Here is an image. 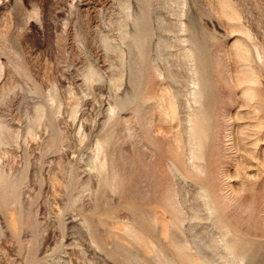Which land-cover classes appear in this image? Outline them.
<instances>
[{
  "label": "rangeland",
  "instance_id": "1",
  "mask_svg": "<svg viewBox=\"0 0 264 264\" xmlns=\"http://www.w3.org/2000/svg\"><path fill=\"white\" fill-rule=\"evenodd\" d=\"M0 125V264H264V0H0Z\"/></svg>",
  "mask_w": 264,
  "mask_h": 264
},
{
  "label": "bare ground",
  "instance_id": "2",
  "mask_svg": "<svg viewBox=\"0 0 264 264\" xmlns=\"http://www.w3.org/2000/svg\"><path fill=\"white\" fill-rule=\"evenodd\" d=\"M126 7V6H125ZM125 10V9H124ZM127 13H128V11H127ZM126 13V14H127ZM139 20V19H138ZM137 30V29H136ZM124 31V30H123ZM127 33V32H126ZM131 34V33H130ZM135 35V34H134ZM134 37V36H133ZM131 38V37H130ZM104 42L105 43H108V37H105L104 38ZM90 70V69H89ZM91 71V70H90ZM95 72V71H94ZM90 74V73H89ZM89 74H87V75H89ZM92 74V73H91ZM90 74V75H91ZM97 76V75H96ZM192 82H193V80H192ZM198 81H195L194 80V84H196V88H192V90L190 91V92H192L193 93V95H194V101H197V99H198V96H199V93H200V90H199V87L197 86L198 85ZM190 87H192L191 85H190ZM191 89V88H190ZM189 89V90H190ZM202 92V91H201ZM190 95H191V93H190ZM202 97V96H201ZM200 97V98H201ZM193 98V97H192ZM193 101V100H192ZM199 101V100H198ZM194 103H197V102H194ZM198 104V103H197ZM198 107V106H197ZM192 109V108H191ZM193 112V111H192ZM200 112V111H199ZM190 116V115H189ZM190 117H193L192 115L190 116ZM198 118H196V120H197ZM194 120V119H193ZM197 123V122H196ZM194 125V124H193ZM1 126V125H0ZM189 126V125H188ZM195 126V125H194ZM197 126V125H196ZM195 126V127H196ZM190 127V126H189ZM188 127V128H189ZM198 127V126H197ZM191 129V128H190ZM190 129H188V130H190ZM189 133H191V132H189ZM192 134V133H191ZM192 136V135H191ZM197 138V137H196ZM192 139V138H191ZM0 140H1V138H0ZM200 141V140H199ZM199 141H196V142H199ZM193 143V142H192ZM193 145V144H192ZM194 146V145H193ZM100 146H97V148L96 149H98ZM195 147V146H194ZM192 149H193V147H192ZM192 149H190V150H192ZM195 149V148H194ZM199 149V148H198ZM97 151V150H96ZM199 152V151H198ZM192 153V157L194 158V156H195V158L197 157H199L198 159H200V156H199V154L201 153V152H199V154L197 155V153H194L193 151L191 152ZM190 155V154H189ZM201 155V154H200ZM191 156V155H190ZM189 156V157H190ZM94 158H98V151H97V154L95 153V155H94ZM191 158V157H190ZM190 158H189V160H190ZM192 158V159H193ZM193 161V160H192ZM201 161V160H200ZM101 162V161H100ZM195 162V161H194ZM102 163V162H101ZM191 163V162H190ZM196 163H198V165H200L199 164V161H196ZM196 163H194V164H196ZM101 166H102V164H101ZM191 166V165H190ZM193 166V165H192ZM194 166H196V165H194ZM103 167H105V166H103ZM202 167V166H201ZM101 168V167H100ZM193 168V167H192ZM171 169H172V167H171ZM172 170H174V169H172ZM171 170V171H172ZM112 179V178H111ZM107 180H109V179H107ZM114 180V179H113ZM9 181V180H8ZM110 181V180H109ZM107 182V181H106ZM107 184V183H106ZM2 185V184H1ZM11 189L10 190H12V188H13V184H10V185H8ZM112 186V185H111ZM4 189V188H3ZM14 189V188H13ZM9 190V191H10ZM8 191V190H7ZM14 191V190H13ZM202 192V191H201ZM13 193V192H12ZM201 195V194H200ZM205 195V194H204ZM207 196H208V194H207ZM15 197V196H14ZM170 197H173V196H170ZM203 197V196H202ZM205 198V197H204ZM172 199H174V198H172ZM6 200V199H5ZM206 200V199H205ZM17 201V200H16ZM213 200H211V202H212ZM174 203V202H173ZM209 204V203H208ZM210 204H212V203H210ZM214 204V203H213ZM212 204V205H213ZM216 206H215V204H214V208H215ZM213 209V208H212ZM211 210V209H210ZM215 210H216V208H215ZM215 210L214 211H212L211 213L213 214L214 212H215ZM196 212H194V214H195ZM193 214V215H194ZM198 214V213H197ZM209 214H210V212H209ZM217 216V215H216ZM176 217H178V216H176ZM182 217V216H181ZM194 217V219H195V215L193 216ZM201 217V216H200ZM151 218H153V217H151ZM185 218V217H184ZM204 218V217H203ZM217 218H218V216H217ZM149 219V218H148ZM154 219V218H153ZM182 219V218H181ZM199 219H201V218H199ZM152 220V219H151ZM190 220V219H189ZM213 220V222H214V219H212ZM217 220V219H216ZM153 221V220H152ZM154 221H155V219H154ZM178 221V220H177ZM176 221V222H177ZM182 221V220H181ZM184 221V220H183ZM188 221V220H187ZM191 221V220H190ZM193 222H195V221H192V223L191 224H193ZM217 221H215L214 223H216ZM221 222V221H220ZM217 225H218V222L216 223ZM215 224V225H216ZM131 227V226H130ZM136 226H134V228H135ZM220 227H222L223 228V226H221L220 225ZM219 226H217V228H220ZM133 228V227H132ZM224 228H227V227H224ZM222 230V229H221ZM133 231V230H132ZM137 231V230H136ZM135 231V232H136ZM225 231L226 232H223V231H221V236L219 237V240H220V242L221 243H219V245L220 244H222L221 245V247L223 246V248H224V252H226V255H228L230 258L229 259H232V258H234L235 257V255L236 256H238V257H236V259H237V264H238V261L240 262L242 259H246V257H247V253H249V251L247 252V248H246V251L244 250L245 249V244H244V242L243 241H241V238H239V239H237V235H236V237H234L233 235H231L230 234V231H228V230H226L225 229ZM130 233V232H129ZM216 236V235H215ZM133 237H136V236H134L133 235ZM214 237V236H213ZM144 238V237H143ZM196 238V237H195ZM140 239V238H139ZM200 239V238H199ZM213 239H216V238H213ZM198 240V239H197ZM209 240V239H208ZM239 240V243L240 242H243L242 244H244V245H242V246H244V248L241 246V248L239 249L237 246H239V244L237 245V241ZM177 241V240H176ZM183 241V240H182ZM140 242H142V241H140ZM150 242V241H149ZM169 242L171 243V241L169 240ZM197 242H199V240L197 241ZM185 243V242H184ZM205 243V242H204ZM203 243V244H204ZM217 243H218V241H217ZM182 244V243H181ZM212 244V243H211ZM213 244H215V243H213ZM251 243H249V245H250ZM198 245V244H197ZM209 245H210V241H209ZM215 245H218V244H215ZM247 245H248V243H247ZM248 245V246H249ZM252 245V244H251ZM154 246V245H153ZM152 246V247H153ZM207 246V245H206ZM118 247V246H117ZM150 247V246H149ZM250 247V246H249ZM161 248V247H160ZM243 248V249H242ZM119 249H120V246H119ZM205 249V248H204ZM122 250V249H121ZM155 250V249H154ZM161 250V249H160ZM186 250V249H185ZM196 251H199V250H196ZM222 251V250H221ZM161 252V251H160ZM187 251H185V252H183V253H186ZM223 252V251H222ZM165 253L166 252H164V254H163V252H162V254L166 257V255H165ZM188 253V252H187ZM186 253V254H187ZM217 253H218V251H217ZM189 254V253H188ZM221 254H223V253H221ZM122 255V254H121ZM123 255H124V253H123ZM132 255V254H131ZM135 255V254H134ZM156 255V254H155ZM167 255H169V254H167ZM125 256V255H124ZM164 256H163V258H164ZM169 256H171V255H169ZM215 256V255H214ZM227 256V257H228ZM249 256H251V255H249ZM129 257V256H128ZM135 257V256H134ZM153 257V256H152ZM157 257V256H156ZM187 257V256H186ZM191 258L192 256H189L188 255V258ZM224 257H226L225 255H224ZM223 257V258H224ZM122 258V257H121ZM169 258V257H168ZM168 258H167V260H168ZM220 258V257H219ZM171 259H172V257H171ZM225 259V258H224ZM244 259V260H245ZM248 259H250V258H248ZM175 260V259H174ZM196 260V259H195ZM194 260V261H195ZM203 261H204V259H202ZM201 260V261H202ZM228 260V259H227ZM235 260V259H234ZM122 261H124V260H122ZM160 261V260H159ZM171 261V260H170ZM189 261H193L192 259L191 260H189ZM193 261V262H194ZM202 261V262H203ZM230 261V260H229ZM232 261V260H231ZM230 261V262H231ZM193 262H191V263H193ZM196 262V261H195ZM224 262V261H223ZM233 262V261H232ZM235 262V261H234ZM243 262V261H242ZM241 262V263H242ZM125 263V262H124ZM161 263H163V262H161ZM213 263H214V261H213ZM213 263H210V261H208L207 259H206V261L205 262H203V264H213ZM133 264V263H132ZM144 264V263H143ZM150 264V263H149ZM169 264V263H168ZM196 264H197V262H196ZM198 264H200V263H198ZM220 264V263H219ZM232 264V263H231Z\"/></svg>",
  "mask_w": 264,
  "mask_h": 264
}]
</instances>
